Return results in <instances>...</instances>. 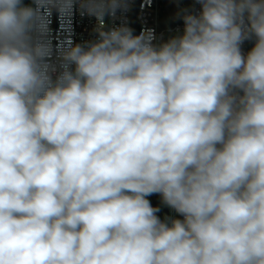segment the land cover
I'll use <instances>...</instances> for the list:
<instances>
[{"label":"clouds","instance_id":"1","mask_svg":"<svg viewBox=\"0 0 264 264\" xmlns=\"http://www.w3.org/2000/svg\"><path fill=\"white\" fill-rule=\"evenodd\" d=\"M197 2L182 35L100 31L57 70L52 13L124 0H0V264H264V0Z\"/></svg>","mask_w":264,"mask_h":264},{"label":"built area","instance_id":"2","mask_svg":"<svg viewBox=\"0 0 264 264\" xmlns=\"http://www.w3.org/2000/svg\"><path fill=\"white\" fill-rule=\"evenodd\" d=\"M31 0H27L29 3ZM180 1V0H179ZM138 5L135 20L137 28L134 29L132 24V14L134 8ZM163 0H124L120 8L115 11V14L105 13L103 20H99L95 15H90L86 10L81 9L77 4L72 13L68 16L59 15L53 12L50 17V33L49 40L51 42V58L50 63L57 66L59 70V49L68 44H82L86 45L95 42L99 39L100 31H108L118 27H128L133 31L134 35H139L141 32L151 31L154 39V45H160L169 40L172 34H180L184 29V23H176L169 26L165 23L162 17ZM202 10L201 4L194 0L192 6V14L198 15ZM247 23V21H245ZM256 38L250 35L241 44V51L243 55L254 47ZM55 78V74L53 75ZM238 92V90H237ZM242 95V92H238ZM149 199V197H147ZM170 214L174 217L183 219V216L178 214L171 207ZM170 225V224H169Z\"/></svg>","mask_w":264,"mask_h":264},{"label":"trees","instance_id":"3","mask_svg":"<svg viewBox=\"0 0 264 264\" xmlns=\"http://www.w3.org/2000/svg\"><path fill=\"white\" fill-rule=\"evenodd\" d=\"M180 3L182 5L180 7V12L178 14V18L176 21H173L170 19V16L168 15V13L166 11V5L163 3V5H162V17L164 18L165 23L167 25L172 26V25H175L176 23H179V22L184 23L182 17L185 14L181 12V8L188 9L190 11V14H192V6L194 3V0H180ZM149 200H150L153 207L159 209V211L156 213V215L161 219V221L168 223V221L165 217V214H164V210H165V208L168 207V205L163 202L162 196L160 194H153V195L149 196Z\"/></svg>","mask_w":264,"mask_h":264},{"label":"rangeland","instance_id":"4","mask_svg":"<svg viewBox=\"0 0 264 264\" xmlns=\"http://www.w3.org/2000/svg\"><path fill=\"white\" fill-rule=\"evenodd\" d=\"M24 4H30L31 1L28 3L27 0H23ZM163 3L166 5V11L168 13V15L170 16V18L173 21H176L178 18V14L180 12V7H181V3L179 0H163ZM181 12L184 14H189L190 11L188 9L185 8H181ZM180 23V22H179ZM182 23V22H181ZM183 31L180 34H172L169 36V39L182 35ZM165 217L168 221V223L170 224L172 219H178L176 216L174 217L173 213H171L170 218L167 214H165Z\"/></svg>","mask_w":264,"mask_h":264},{"label":"water","instance_id":"5","mask_svg":"<svg viewBox=\"0 0 264 264\" xmlns=\"http://www.w3.org/2000/svg\"><path fill=\"white\" fill-rule=\"evenodd\" d=\"M137 8H138V5H136V7L134 8L133 14H132V24H133L134 29L137 28V23L135 20ZM164 214H167L169 216V214H170L169 208H165Z\"/></svg>","mask_w":264,"mask_h":264},{"label":"crops","instance_id":"6","mask_svg":"<svg viewBox=\"0 0 264 264\" xmlns=\"http://www.w3.org/2000/svg\"><path fill=\"white\" fill-rule=\"evenodd\" d=\"M171 19V18H170ZM172 20V19H171Z\"/></svg>","mask_w":264,"mask_h":264}]
</instances>
